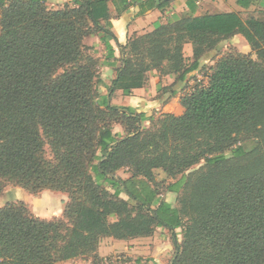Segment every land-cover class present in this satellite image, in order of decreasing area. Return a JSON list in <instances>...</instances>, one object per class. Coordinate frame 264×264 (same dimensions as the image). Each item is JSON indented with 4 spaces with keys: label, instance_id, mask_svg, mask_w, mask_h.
<instances>
[{
    "label": "trees",
    "instance_id": "16d2710c",
    "mask_svg": "<svg viewBox=\"0 0 264 264\" xmlns=\"http://www.w3.org/2000/svg\"><path fill=\"white\" fill-rule=\"evenodd\" d=\"M170 1L50 9L47 0H0V264L95 256L103 238L149 237L157 227L173 232L169 264H264V9L176 18L119 44L111 3L120 15ZM257 2L264 8V0H238ZM91 35L101 36L107 59L113 42L120 49L111 95H131L152 71L184 81L212 54L208 83L181 98L183 114L152 116L142 128L147 114L101 100ZM235 35L251 53L222 52ZM122 169L129 176H117ZM17 188L62 191L69 201L61 216L43 218L8 197ZM166 192L179 193L176 207Z\"/></svg>",
    "mask_w": 264,
    "mask_h": 264
},
{
    "label": "crops",
    "instance_id": "0c3cea01",
    "mask_svg": "<svg viewBox=\"0 0 264 264\" xmlns=\"http://www.w3.org/2000/svg\"><path fill=\"white\" fill-rule=\"evenodd\" d=\"M54 0H47V4ZM58 1V0H55ZM261 2L253 3L250 7H242L238 0H171L164 10L158 8L142 11L138 5L129 7L120 15L115 6L111 3L112 31L116 35L120 45H125L132 33H145L152 31L158 23H165L176 18H188L191 16H201L208 13L238 12L242 16L247 15L257 9H264ZM100 35H91L86 38L85 43L94 47L97 56L101 59V80L103 84L99 86L101 100L105 96L109 102L117 106H128L136 110L137 113H145L148 118L142 123V128L151 126V117L160 116L163 113H173L181 115L184 108L181 105V98L187 94L186 87L192 84L191 78L196 72L188 75L184 81H178L176 75H160L157 71L149 73L148 81L142 88L135 89L129 96L124 95L122 90H116L112 95L108 86L116 76V68L120 65L121 53L118 44L112 43L115 49V59H107V49L101 41ZM231 43L233 47L244 53H251V47L241 35H235L221 44L223 51H226ZM185 56L190 58L193 55L192 45L187 43L184 48ZM212 54L206 55L202 63L212 62ZM254 56V55H253ZM218 58V57H217ZM202 65V64H201ZM115 132L123 133L120 125H117ZM169 196L176 197L175 203L166 198L167 202L174 207L178 205L179 193L167 192ZM28 191L17 188L16 191L8 194V197H24L27 201ZM171 194V195H170ZM122 197L128 199L126 194ZM23 200V199H22ZM54 209H47L44 213L48 215ZM43 218H53V215L38 214ZM176 234L181 240V229H177ZM175 254V240L173 232L165 227H157L153 235L149 237H138L130 240H119L112 237L103 238L100 242L95 256H82L74 259L59 262L57 264H114L112 259L122 258L127 264H169Z\"/></svg>",
    "mask_w": 264,
    "mask_h": 264
},
{
    "label": "rangeland",
    "instance_id": "374dc122",
    "mask_svg": "<svg viewBox=\"0 0 264 264\" xmlns=\"http://www.w3.org/2000/svg\"><path fill=\"white\" fill-rule=\"evenodd\" d=\"M65 4L74 5L73 0H58V1L54 0L53 2L48 3L47 5L50 9H59V8H62ZM257 11L258 10H255L254 13H257ZM257 15H258V13H257ZM259 16L261 18H264L263 15H259ZM0 31H1V27H0ZM132 36H134V35H132ZM227 44H230L228 46V48H231V47L234 48L231 43L228 42ZM222 52H223V50H222ZM89 54L95 56L99 60L98 71L101 72V68H100L101 59L97 56V51L96 50L89 51ZM253 57L256 58V55L254 54ZM188 59H190V58H188ZM210 64H212V62H210V61L207 63H202L199 70L195 71L196 72L195 75L191 78L192 84H190L188 87H186L187 91L190 92L197 85H203V84L207 85V83H208L207 74L211 72L209 70V68L211 66ZM100 78H101V73H100ZM116 126L117 125L114 126L115 131L117 130ZM247 144L251 145L252 143L248 142ZM127 173H128L127 169H122L117 173V176H121V177L125 178V177L129 176ZM158 178L160 180H163L162 179V178H164L163 173L158 174ZM8 189L11 190L12 185H9ZM14 191H16V190L14 189L13 191H10V193L14 192ZM28 193L29 194L27 196V201H25V202L30 207L31 211L37 216H38V214H43L46 216L53 215L54 218L59 217L62 215L63 209H64L66 203L69 201L68 193H65L62 191H57V190H46V191H43L39 194H32L29 191H28ZM165 195H166V198H168L169 200H171L174 203L177 200L176 197H174L173 195L170 194L171 196H169L167 192L165 193ZM11 199H16V198H11ZM20 199L24 200L25 198L22 196ZM50 208L54 209L53 211L50 212V214L48 213V215H47L46 213H44L45 210L50 209ZM181 238H182V235H181ZM120 259L122 260L121 257H120ZM113 260L114 259H112V262H113ZM123 260H124L123 263L127 264L125 259H123Z\"/></svg>",
    "mask_w": 264,
    "mask_h": 264
},
{
    "label": "built area",
    "instance_id": "2783aa9c",
    "mask_svg": "<svg viewBox=\"0 0 264 264\" xmlns=\"http://www.w3.org/2000/svg\"><path fill=\"white\" fill-rule=\"evenodd\" d=\"M120 262H121L120 258H116V259L113 260L114 264H120Z\"/></svg>",
    "mask_w": 264,
    "mask_h": 264
}]
</instances>
